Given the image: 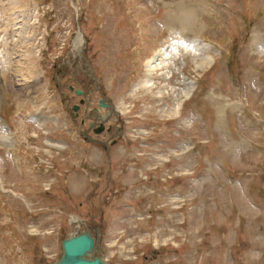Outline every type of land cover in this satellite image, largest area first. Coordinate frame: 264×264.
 <instances>
[{
	"label": "rangeland",
	"instance_id": "rangeland-1",
	"mask_svg": "<svg viewBox=\"0 0 264 264\" xmlns=\"http://www.w3.org/2000/svg\"><path fill=\"white\" fill-rule=\"evenodd\" d=\"M0 57V264L97 230L108 264H264V0H0Z\"/></svg>",
	"mask_w": 264,
	"mask_h": 264
},
{
	"label": "water",
	"instance_id": "water-1",
	"mask_svg": "<svg viewBox=\"0 0 264 264\" xmlns=\"http://www.w3.org/2000/svg\"><path fill=\"white\" fill-rule=\"evenodd\" d=\"M72 89V87H70ZM75 95H82V91L76 90ZM99 106L106 108L103 102ZM75 106L73 110H76ZM98 238L95 240L88 232H82L62 240L59 258L51 264H108L98 255L94 256Z\"/></svg>",
	"mask_w": 264,
	"mask_h": 264
},
{
	"label": "bare ground",
	"instance_id": "bare-ground-1",
	"mask_svg": "<svg viewBox=\"0 0 264 264\" xmlns=\"http://www.w3.org/2000/svg\"><path fill=\"white\" fill-rule=\"evenodd\" d=\"M2 11V10H1ZM188 12L190 13V14H188ZM188 12H187V19H189V20H191V24H192V26H190L191 27V29L192 30H195V28H194V26H195V23L193 22V21H195V19L197 20V18H198V16H199V12H198V10L196 9V10H193V11H189L188 10ZM1 13H3V12H1ZM13 16V15H12ZM196 17V18H195ZM11 19V18H10ZM10 22L8 21V27H9V25H11V24H9ZM12 23V22H11ZM189 23V22H188ZM8 27H6L7 29H8ZM190 27H189V24L188 25H186V27H185V30L187 31V30H190ZM193 27V28H192ZM13 28H15V27H13ZM7 29H4V32H5V30L7 31ZM15 30V29H14ZM8 32V31H7ZM11 32V31H10ZM10 32H8V33H10ZM14 31H12L11 33H13ZM10 35V34H9ZM13 36V35H12ZM79 36H80V34H78V36L74 39V43L75 42H77L78 44V47L76 48V47H74V43H73V48H74V50H76V51H80L81 50V48H82V42H83V40H82V36L79 38ZM9 37H11V36H8V38ZM12 38V37H11ZM15 38V37H14ZM3 39V38H2ZM10 39V38H9ZM12 40V39H11ZM5 41V40H4ZM205 46V44L204 43H200V41L198 40V39H189V40H184L183 41V52H185V51H187L188 50V54H190V53H192L191 51H193V52H196V53H193V54H197L199 51H202V46L203 45ZM171 45V44H170ZM201 46V47H200ZM13 47V46H12ZM171 47H172V45H171ZM170 47V48H171ZM189 48V49H187L186 50V48ZM206 47V46H205ZM11 48V47H10ZM168 48V47H167ZM172 48H174V47H172ZM207 48V47H206ZM13 49V48H12ZM172 50V49H171ZM191 50V51H190ZM186 53V54H187ZM6 54L8 55V53L6 52ZM12 54V53H11ZM181 54H183V53H181ZM5 55V54H4ZM10 55V54H9ZM167 55H170V51H168V50H166V48L164 47V48H160L159 49V51L157 52V53H155V55L150 59V60H148L147 62H146V71L144 70V74L146 73V75H145V80H140L141 82L137 85V88L138 87H143V88H145L146 90H148V91H152L153 89H154V87H153V84H151V81H152V79H153V75H154V73L155 72H157V70L159 71V70H161V71H163V69L164 68H167L168 67V62H170V61H173V59H165L166 58V56ZM177 55H179V54H177ZM11 57V56H10ZM181 57H182V55H181ZM1 58V57H0ZM5 58H8V56L7 57H5ZM205 60V62L206 63H208V58H205L204 59ZM25 61V60H24ZM0 63H2V62H0ZM7 63V62H6ZM6 63H4V64H6ZM8 64V63H7ZM164 65V68H161L160 67V65ZM165 65H167V66H165ZM1 66V65H0ZM2 67V66H1ZM3 68V67H2ZM3 71H5V70H3ZM4 74V73H3ZM26 78V77H25ZM137 88H136V86H135V89L137 90ZM160 95H162V94H160ZM178 108H179V105H177L176 106V108H175V110L174 111H176V110H178ZM4 139H6L5 137H4Z\"/></svg>",
	"mask_w": 264,
	"mask_h": 264
},
{
	"label": "flooded vegetation",
	"instance_id": "flooded-vegetation-1",
	"mask_svg": "<svg viewBox=\"0 0 264 264\" xmlns=\"http://www.w3.org/2000/svg\"><path fill=\"white\" fill-rule=\"evenodd\" d=\"M82 123V122H81Z\"/></svg>",
	"mask_w": 264,
	"mask_h": 264
}]
</instances>
